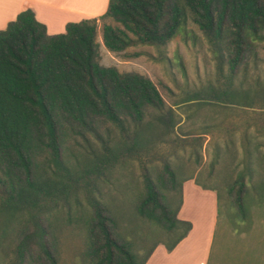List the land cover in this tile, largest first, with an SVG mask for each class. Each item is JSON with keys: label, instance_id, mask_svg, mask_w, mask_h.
Returning a JSON list of instances; mask_svg holds the SVG:
<instances>
[{"label": "trees", "instance_id": "trees-1", "mask_svg": "<svg viewBox=\"0 0 264 264\" xmlns=\"http://www.w3.org/2000/svg\"><path fill=\"white\" fill-rule=\"evenodd\" d=\"M186 13L225 56L227 72L215 97L229 102L245 52L264 41V0H108L98 17L67 22L53 35L25 7L0 29V243L8 253L0 264H56L47 216L78 192L88 210L84 255L90 263L143 264L151 249L139 257L129 242L117 239L115 222L94 192L96 180L115 164L148 151L142 121L150 109L160 116L165 105L147 77L97 62L96 22L102 21L100 37L108 51L135 45L161 49ZM248 115L240 122L245 141L249 132L264 137V107ZM110 127L119 131L112 142ZM242 175L234 180V202L244 216ZM181 182L165 164L155 179L144 176L134 205L138 217L174 235L163 243L167 250L190 227L176 217L179 198L171 206L169 193L179 197Z\"/></svg>", "mask_w": 264, "mask_h": 264}, {"label": "rangeland", "instance_id": "rangeland-1", "mask_svg": "<svg viewBox=\"0 0 264 264\" xmlns=\"http://www.w3.org/2000/svg\"><path fill=\"white\" fill-rule=\"evenodd\" d=\"M101 24L97 20V62L113 66L118 72L147 77L165 105L160 116L150 109L142 121L140 136L150 141L148 151L140 153L137 159L115 164L96 180L94 195L115 222L114 236L129 242L139 257L155 244L173 240L174 235L166 234L134 211L144 176L155 179L168 164L178 180L195 174L216 191L217 217L210 262L217 261L220 255L264 264V137L249 132L245 141L240 124L242 114L264 107V41L254 42L245 52L231 80L235 96L223 102L215 94L223 86L227 72L225 56L221 58L220 51L208 43L189 13L161 49L135 45L120 52L108 51L101 42ZM164 123L170 127H164ZM204 125L210 127L200 134ZM108 135L112 142L119 137V131L110 127ZM185 138L195 140L187 143ZM98 143L91 139L95 148ZM82 148L78 147L83 151ZM240 173L244 183V216L234 202V180ZM169 196L173 207L180 194L178 197L174 191ZM87 214L81 192L66 206L48 214L56 264H91L84 255ZM225 238L233 242L231 251L228 245L224 246ZM2 245L4 242L0 243V262L8 255H4L7 249L3 251ZM223 247L227 249L219 254Z\"/></svg>", "mask_w": 264, "mask_h": 264}, {"label": "crops", "instance_id": "crops-1", "mask_svg": "<svg viewBox=\"0 0 264 264\" xmlns=\"http://www.w3.org/2000/svg\"><path fill=\"white\" fill-rule=\"evenodd\" d=\"M108 0H0V29L13 20L25 7L32 8L34 18L44 25L45 33L53 35L64 31L67 22L95 18L101 15ZM205 187V188H204ZM176 217L189 222L185 236L170 250L163 243L152 248L143 264H249L243 257L218 256L210 262L217 217L216 191L203 180L184 177L180 188V204ZM231 251L232 241L225 238ZM224 248L219 254L225 252ZM225 256V255H224Z\"/></svg>", "mask_w": 264, "mask_h": 264}]
</instances>
